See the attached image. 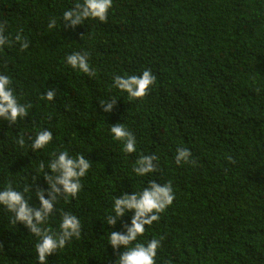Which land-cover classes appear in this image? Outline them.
<instances>
[{"label":"trees","instance_id":"trees-1","mask_svg":"<svg viewBox=\"0 0 264 264\" xmlns=\"http://www.w3.org/2000/svg\"><path fill=\"white\" fill-rule=\"evenodd\" d=\"M76 2L0 0L5 35L14 40L22 29L29 42L23 51L18 43L0 49V74L21 104H31L15 125L0 119V190L11 186L38 207L52 153L83 154L92 164L78 195L61 198L42 226L58 230L62 212L81 221L80 239L48 264H115L124 248L114 251L109 233L123 231L134 213L108 226L113 198L150 180L171 182L175 194L138 238L164 237L156 264H264V0H113L106 22L65 27L63 13ZM75 52L88 53L95 77L66 63ZM145 69L156 82L144 98L129 100L113 87L114 76ZM49 89L54 100L41 99ZM112 99L113 111L104 112L99 101ZM117 123L134 134V153L113 139ZM45 129L52 141L33 152L29 138ZM182 147L195 166L176 165ZM153 154L158 172L137 176L136 160ZM12 216L0 206V264H38L37 238Z\"/></svg>","mask_w":264,"mask_h":264},{"label":"clouds","instance_id":"clouds-1","mask_svg":"<svg viewBox=\"0 0 264 264\" xmlns=\"http://www.w3.org/2000/svg\"><path fill=\"white\" fill-rule=\"evenodd\" d=\"M113 0H77L73 7L63 13L64 26L75 28L84 24L85 20L95 19L106 22L109 10L112 8ZM56 19L52 18L48 23V28L56 27ZM6 24L0 23V49L7 43L11 46L18 43L20 50L29 47L26 37L21 35L20 29L14 37L9 39L5 35ZM66 63L73 69L82 72L89 77H95L96 71L88 63V53L75 52L66 57ZM113 87L127 94L129 100L144 98L152 85L156 82V77L151 70L145 69L140 75L114 76ZM12 81L7 75L0 74V119L15 125L18 119L28 116L31 104H21L14 90L11 87ZM56 91L49 89L40 98L53 101ZM116 99L110 101H99L100 108L111 113L116 106ZM113 139L122 142V151L131 154L136 151V138L123 124L117 123L110 127ZM31 140L30 147L33 152L45 148L53 139L52 133L48 130L39 131L35 138ZM17 143L23 147L24 136H20ZM53 158L47 165L48 171L44 174V179L48 185L47 191L37 188L35 195L39 201V206H30L25 199L24 193L14 190L11 186L0 190V206L12 213L11 223L23 224L30 233L37 238L35 251L37 253L38 264H48L47 258L58 250L64 249L73 238L81 237V221L70 213L62 212L58 230H50L42 227L49 218L56 212L57 202L63 198L76 197L82 188L81 180L91 167V162L83 154L76 157L69 156L67 150L59 153H52ZM156 155H141L135 162L133 172L140 177L158 172ZM177 166L191 163L195 166L196 161L188 148H177L174 157ZM229 160L235 163L231 157ZM43 171L45 164L39 165ZM27 191V190H25ZM47 197V198H46ZM175 194L171 182L158 184L155 180H150L147 187L142 191L133 192L131 195L125 194L120 198H113L114 206L112 212L106 217L104 223L110 227H115L117 222L125 216L127 212H133L130 224L122 225L123 231H113L109 233L108 244L114 251L121 252L115 264H156L157 251L162 247L164 237L152 238L146 242H138V238L143 236L146 226H151L159 221L160 214L173 203ZM170 264V262H169Z\"/></svg>","mask_w":264,"mask_h":264}]
</instances>
